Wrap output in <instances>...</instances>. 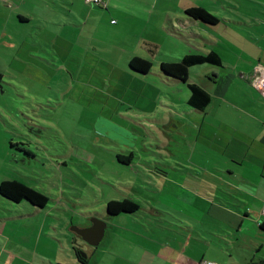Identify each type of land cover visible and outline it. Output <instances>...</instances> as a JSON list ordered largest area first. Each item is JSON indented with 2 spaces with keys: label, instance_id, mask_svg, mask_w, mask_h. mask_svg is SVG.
<instances>
[{
  "label": "crops",
  "instance_id": "1",
  "mask_svg": "<svg viewBox=\"0 0 264 264\" xmlns=\"http://www.w3.org/2000/svg\"><path fill=\"white\" fill-rule=\"evenodd\" d=\"M29 1L17 0L13 5L3 0V3L7 2L10 8L15 6L18 9L16 19L27 24L31 20L26 8ZM102 1L105 6L86 4L82 0H50L51 17L56 18L46 44L51 63L46 58H34L35 51L48 52L42 44L37 46L32 38H23L17 47L14 46L11 30H6L8 24L17 22L11 20V12L0 27V43L1 39H7L2 47L14 52L8 66L20 76L28 67H36L41 73L51 74L52 78L56 69L70 74V85H66L62 94L66 102L72 103L71 108L79 106L99 116L104 124L102 129L114 128L120 142L127 141L134 146L133 151L121 150L125 154L117 152V156L125 157L131 152L130 162L134 160V151L140 147L138 142L143 144L142 141L149 139L145 130L155 137L161 132L156 126L162 123L166 157L186 165V174H195L198 170L217 185L222 181L230 187V233L216 230H223L222 223L206 225L205 228L211 230L206 231L200 245L190 246L189 239L172 256L171 264H175L179 255L182 258L178 264L216 262L201 252L202 244L210 245L215 238L228 242L227 236H230L228 256L232 264L250 261L264 264V216L260 213L264 206V99L250 82L255 68L264 67V12L232 17L234 20L213 14L225 24L230 22L239 27L230 28V37L233 40L240 37L242 41L230 45V60H225L218 49L220 41L215 38V26L219 21L216 25H208L185 12L193 7L205 9L200 0ZM59 10L61 16H58ZM186 37L193 38L194 45L181 47L180 41H187ZM209 51L218 54L220 64L193 65L188 73V82L197 84L210 95L209 104L200 111L189 106L190 92L186 83L164 76L160 63L179 60L189 53ZM133 57L150 60L151 71L140 75L130 70L129 61ZM2 120L16 137L15 140L9 138V150L13 151L12 143L20 150L27 149L22 145V131L9 118ZM124 134L129 135L131 141ZM14 158L19 160V155ZM117 160L121 162L118 157ZM209 188L220 190L219 185ZM126 198L132 197L127 195ZM216 205L225 207L220 200ZM42 210L32 206L26 215ZM20 216L23 214L17 217ZM2 219L5 218L0 217ZM88 223L76 226L88 227ZM107 228L105 225V231ZM3 238L0 230V264H12L11 257L23 260L20 264H37L35 251L30 250L33 245L26 244L28 250L23 256V253L17 254L23 250V245L16 242L13 235L5 238L10 248H7L8 243L2 244ZM13 247L19 250L14 252ZM6 251L7 259L2 261Z\"/></svg>",
  "mask_w": 264,
  "mask_h": 264
},
{
  "label": "rangeland",
  "instance_id": "2",
  "mask_svg": "<svg viewBox=\"0 0 264 264\" xmlns=\"http://www.w3.org/2000/svg\"><path fill=\"white\" fill-rule=\"evenodd\" d=\"M200 1L218 18L234 20L249 13L264 12V0ZM9 2L18 3L17 0ZM34 2L36 0L26 4L31 16L26 24L16 19L18 9L15 6L10 8L7 2L0 0V27L12 12L11 20L17 22L8 24L6 30H11L14 46L17 47L23 38H32L37 46L42 44L48 52L35 51L34 58H46L51 63L46 44L56 18L51 17L50 0ZM225 23L219 20L215 38L220 41L218 49L225 60H230V45L242 39L233 40L230 28L239 27ZM186 38L187 41H180L181 47L194 45L193 38ZM5 40L1 39L0 43L3 75L0 115L2 119L9 118L22 131V145L34 157L25 156L15 146L11 148L13 151L9 150L10 139L16 137L0 118V181L19 180L47 196L48 200L41 213L26 215L32 208L27 201L9 206L8 201L0 198V217L5 218L0 220L4 235L2 244L8 243L6 236L13 235L15 241L23 245V250L17 252L18 247L12 250L23 256L28 250L26 244L33 245L30 250L34 249L37 264H171L172 256L189 239L190 246L200 245L206 231L211 230L206 229V225L222 223L223 230H216L230 233V187L220 181V190L216 192L209 186H218L217 183L206 174L198 170L195 174H186V165L166 157L162 123L157 124L161 132L155 137L145 130L149 139L142 141L143 144L138 142L140 147L134 151V160L119 162L116 153L133 151L134 146L127 141L120 142L114 128L102 129L104 124L99 116L79 106L71 108L72 103L66 102L62 94L66 85H70V74L56 69L52 78L51 74L41 73L36 67H28L20 76L8 66L14 52L2 47ZM69 71L75 72V69ZM125 137L130 140L129 135ZM16 155L19 160L14 158ZM127 195L138 204L132 214L106 215L108 200L123 199ZM218 200L225 207L216 205ZM239 210H243L242 205ZM20 214L23 216L17 217ZM91 219L108 226L97 246L89 245L72 231L73 226L88 223V220L90 223ZM229 238L226 237L228 242L215 238L210 245L202 244L201 252L218 264H232L228 256ZM7 248H10L9 243ZM7 255L6 251L2 261ZM10 262L20 264L23 260L11 257Z\"/></svg>",
  "mask_w": 264,
  "mask_h": 264
},
{
  "label": "trees",
  "instance_id": "3",
  "mask_svg": "<svg viewBox=\"0 0 264 264\" xmlns=\"http://www.w3.org/2000/svg\"><path fill=\"white\" fill-rule=\"evenodd\" d=\"M185 12L191 18L197 19L202 23L208 25H216L219 21L216 16L209 13L203 8L193 7L187 9ZM203 63L219 65L220 57L214 51L195 52L186 54L176 61H162L160 63V71L164 76L186 83L190 92L188 104L191 108L200 111L209 104L210 95L197 84L188 82V73L191 66ZM129 68L135 73L144 75L151 71L152 62L145 58L133 57L129 61ZM1 79L2 75L0 73V82ZM12 146L17 145L12 143ZM21 151H23L25 156L31 157L30 153H28L26 149H22ZM132 156L133 155L130 152L128 156L124 157L122 155H118L117 157L120 161L125 159L127 162H130ZM0 198L8 201V204L11 205L18 204L22 201H27L32 206L37 207L38 209L46 207V202L48 200L47 196H45L44 194L16 179L2 180L0 182ZM137 208L138 204L136 200L132 198L111 199L106 203V215H129L132 214ZM262 225L260 226L262 227ZM247 264L261 263L250 261Z\"/></svg>",
  "mask_w": 264,
  "mask_h": 264
},
{
  "label": "water",
  "instance_id": "4",
  "mask_svg": "<svg viewBox=\"0 0 264 264\" xmlns=\"http://www.w3.org/2000/svg\"><path fill=\"white\" fill-rule=\"evenodd\" d=\"M72 231L81 237L89 245L97 246L103 238L105 232V224L98 219L92 220V224L88 227H72Z\"/></svg>",
  "mask_w": 264,
  "mask_h": 264
},
{
  "label": "built area",
  "instance_id": "5",
  "mask_svg": "<svg viewBox=\"0 0 264 264\" xmlns=\"http://www.w3.org/2000/svg\"><path fill=\"white\" fill-rule=\"evenodd\" d=\"M82 1L88 4H96L99 6H105V2L102 0H82ZM250 79H251L250 82L252 86L258 90V92L264 99V67L261 65L257 66ZM246 212L249 213L250 210H247ZM260 213L264 216V206L261 208ZM179 256L180 257L176 258L175 264H178L177 262L181 260L182 255H179ZM188 261H191V260H188ZM195 264H217V263L213 261H204V262L195 261Z\"/></svg>",
  "mask_w": 264,
  "mask_h": 264
},
{
  "label": "flooded vegetation",
  "instance_id": "6",
  "mask_svg": "<svg viewBox=\"0 0 264 264\" xmlns=\"http://www.w3.org/2000/svg\"><path fill=\"white\" fill-rule=\"evenodd\" d=\"M99 219V218H98ZM94 220V219H91ZM90 220V223H88V226H90L92 224V221ZM78 236V235H77ZM83 240V239H82ZM84 241V240H83ZM87 243V242H86Z\"/></svg>",
  "mask_w": 264,
  "mask_h": 264
}]
</instances>
